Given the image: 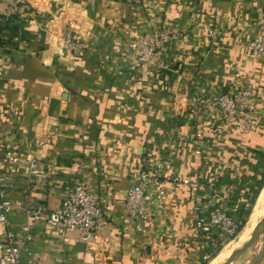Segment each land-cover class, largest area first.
<instances>
[{
	"label": "crops",
	"instance_id": "obj_1",
	"mask_svg": "<svg viewBox=\"0 0 264 264\" xmlns=\"http://www.w3.org/2000/svg\"><path fill=\"white\" fill-rule=\"evenodd\" d=\"M23 1L27 13L0 8V127L4 147L31 153L47 177L30 175L27 165L1 164L0 174L24 259L264 264V214L249 227L264 190V101L250 133L222 125L215 108L191 110L194 98L241 82L260 88L264 100V58L248 56L264 0ZM158 29L178 33L181 43L168 45V70L144 76L130 60L133 41ZM142 160L169 181L201 185L200 201L217 194L235 219L253 202L239 236L228 242L222 232L204 233L188 187L173 191L151 224L130 221L123 203ZM105 178L113 182L112 211L92 244L46 222L75 183L103 194ZM5 230L0 224V243Z\"/></svg>",
	"mask_w": 264,
	"mask_h": 264
},
{
	"label": "built area",
	"instance_id": "obj_2",
	"mask_svg": "<svg viewBox=\"0 0 264 264\" xmlns=\"http://www.w3.org/2000/svg\"><path fill=\"white\" fill-rule=\"evenodd\" d=\"M0 8L8 13L28 12L23 0H0ZM71 37V32H68L67 42L70 44ZM175 43H181V36L166 29L138 34L133 41L130 60L144 76L164 72L170 68L167 59L168 45ZM248 56L252 59L264 58V15L255 37L248 44ZM263 101L260 88L250 82H241L218 95L194 98L191 110L196 113L202 108H215L222 125L239 124L246 133H250L253 132L256 119L263 115L261 111ZM5 135V131L0 127V165L18 167L27 165L30 175L47 177V173L31 153L21 155L14 149L5 148ZM103 183V194L91 189L84 182L75 183L66 196L60 212L47 216L46 222L55 227L60 235L75 233L87 246L92 244L100 235L105 218L112 211L109 198L113 195V182L105 178ZM183 187L190 188L192 198L199 201L197 208L199 225L204 233L210 235L214 231H219L225 234L226 240H234L239 236L240 220L231 215L228 206L218 203L217 194L200 201L198 194L201 185L181 178L169 181L161 168L150 160L139 161L135 166L134 177L123 203L128 219L136 223L151 224L155 218V209L173 191ZM12 211L13 203L8 194L7 178L0 174V224L6 229L4 239L0 243V264H29L24 259L23 244L18 240L9 218ZM39 215V212L35 213V216ZM21 230L26 234L30 232L28 226L22 227Z\"/></svg>",
	"mask_w": 264,
	"mask_h": 264
},
{
	"label": "bare ground",
	"instance_id": "obj_3",
	"mask_svg": "<svg viewBox=\"0 0 264 264\" xmlns=\"http://www.w3.org/2000/svg\"><path fill=\"white\" fill-rule=\"evenodd\" d=\"M263 214H264V190H263V193L261 194V196H260V198L258 200V203H257V205H256V207L254 209V212H253L252 217L250 219V223H249L250 225H249V227H252V226L255 227V225L261 219V217L263 216ZM249 227H247V228H249ZM244 232H245V235H246L247 232L246 231H244ZM250 233L251 232H249V234ZM249 234H247L246 236H248ZM245 235H243V236H245ZM243 239H244V237H243Z\"/></svg>",
	"mask_w": 264,
	"mask_h": 264
},
{
	"label": "trees",
	"instance_id": "obj_4",
	"mask_svg": "<svg viewBox=\"0 0 264 264\" xmlns=\"http://www.w3.org/2000/svg\"><path fill=\"white\" fill-rule=\"evenodd\" d=\"M252 205H253V202L251 203L250 207H248L247 209H245L243 211V216L242 218L240 219V230L242 231L243 228L245 227L247 221H248V218L250 216V213H251V208H252Z\"/></svg>",
	"mask_w": 264,
	"mask_h": 264
},
{
	"label": "rangeland",
	"instance_id": "obj_5",
	"mask_svg": "<svg viewBox=\"0 0 264 264\" xmlns=\"http://www.w3.org/2000/svg\"><path fill=\"white\" fill-rule=\"evenodd\" d=\"M235 240V239H234ZM230 241H233V240H229L228 242H230ZM244 262V261H243ZM243 262H242V264H243Z\"/></svg>",
	"mask_w": 264,
	"mask_h": 264
}]
</instances>
